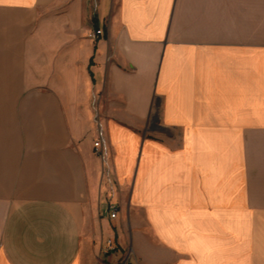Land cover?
<instances>
[{"label": "crops", "instance_id": "obj_1", "mask_svg": "<svg viewBox=\"0 0 264 264\" xmlns=\"http://www.w3.org/2000/svg\"><path fill=\"white\" fill-rule=\"evenodd\" d=\"M237 9L264 26V0H0V264H91L94 203L123 263L264 264V35Z\"/></svg>", "mask_w": 264, "mask_h": 264}, {"label": "rangeland", "instance_id": "obj_2", "mask_svg": "<svg viewBox=\"0 0 264 264\" xmlns=\"http://www.w3.org/2000/svg\"><path fill=\"white\" fill-rule=\"evenodd\" d=\"M261 14V18L263 19V12H261ZM251 22L252 21H250L248 10H236V40L247 41L250 35H264V26H251ZM112 205L115 206L114 204ZM116 209L119 214L117 206ZM111 212L112 209L110 210V213ZM114 225L115 221L113 220H109V222L105 224L103 217L100 216V213L98 211V203H94L91 214L88 213L87 223L84 229V241L88 244L90 253L92 252L91 264H110L112 253L115 251L119 253V259H117L116 264H126V262L123 263V258L126 255L123 253L121 254L115 239L108 236V232L112 233L114 231ZM109 240H112L114 242L115 249H109ZM93 248L95 249L94 251H92Z\"/></svg>", "mask_w": 264, "mask_h": 264}, {"label": "built area", "instance_id": "obj_3", "mask_svg": "<svg viewBox=\"0 0 264 264\" xmlns=\"http://www.w3.org/2000/svg\"><path fill=\"white\" fill-rule=\"evenodd\" d=\"M102 33H103L102 29H97V30H94L93 32L90 33V37L91 38H96L98 35H100ZM94 147H95L96 153L98 155L104 156L106 154L102 138H98L94 142ZM110 209H112V212L110 213V217L111 218H117L118 211L116 209V206L110 205ZM108 247H109V249H115L114 242L112 240L108 241Z\"/></svg>", "mask_w": 264, "mask_h": 264}, {"label": "water", "instance_id": "obj_4", "mask_svg": "<svg viewBox=\"0 0 264 264\" xmlns=\"http://www.w3.org/2000/svg\"><path fill=\"white\" fill-rule=\"evenodd\" d=\"M153 127H154V126H151V128H150V129H153Z\"/></svg>", "mask_w": 264, "mask_h": 264}, {"label": "trees", "instance_id": "obj_5", "mask_svg": "<svg viewBox=\"0 0 264 264\" xmlns=\"http://www.w3.org/2000/svg\"><path fill=\"white\" fill-rule=\"evenodd\" d=\"M108 253H110V252H108Z\"/></svg>", "mask_w": 264, "mask_h": 264}]
</instances>
